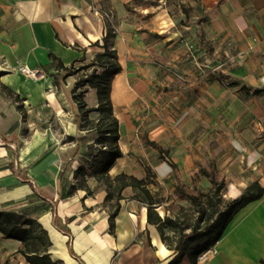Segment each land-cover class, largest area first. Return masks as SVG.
<instances>
[{"label":"crops","instance_id":"0c3cea01","mask_svg":"<svg viewBox=\"0 0 264 264\" xmlns=\"http://www.w3.org/2000/svg\"><path fill=\"white\" fill-rule=\"evenodd\" d=\"M94 8L114 16L109 47L122 68L111 89L122 157L110 176L143 179L147 165L157 186L168 181L174 191L183 180L209 183L199 171L214 164L223 199L231 201L256 181L264 188V0H0V83L27 114L24 120L0 90V210L36 218L59 264H81L71 252L84 264H170L175 253L148 222L149 200L140 191H123L113 231L107 192L91 172L94 194L70 195L76 171L99 152L96 135L76 124L72 99L79 78L94 68L69 76L60 89L52 76L59 61L79 68L104 51L112 30ZM85 101L97 108V90L89 88ZM90 118L98 120V112ZM145 138L168 153L164 159ZM13 162L56 202L71 249L51 205L12 173ZM21 248L0 233V264H29ZM212 248L215 254L197 264H264V195L234 216ZM179 264L192 263L185 257Z\"/></svg>","mask_w":264,"mask_h":264},{"label":"trees","instance_id":"16d2710c","mask_svg":"<svg viewBox=\"0 0 264 264\" xmlns=\"http://www.w3.org/2000/svg\"><path fill=\"white\" fill-rule=\"evenodd\" d=\"M139 3H141V0H134V4L137 5ZM112 36V31H108V35L104 41V51L96 55L94 64L76 68L74 65L65 67L59 61L56 69L57 73L52 76L55 87L60 89L69 76L80 72H88L90 68H94L91 72L79 78L73 90L72 99L79 110V115L75 120L76 124L80 130L93 132L96 135L95 144L98 146L99 152L94 156L88 167L82 165L76 171L75 177L77 182L72 187L70 195H73L77 189L86 190L87 195L94 194V191L89 187L87 178L89 172H91L92 176L107 192L105 203L109 204L113 209L110 215V226L113 231L115 218L120 210V201L124 199L123 191L128 187L140 191L149 200L148 222L157 227L164 244L175 253V257L170 264H179L185 257H188L192 264H197L198 257L204 251L212 248L221 239L234 216L248 204L263 197L264 188L256 181L240 197L231 201H225L222 196L225 183L216 178L215 165L211 164L209 169L200 168V174L208 178L212 185L209 193L205 195L191 194L184 189L180 182L174 190L178 198L189 201L192 204L197 214V220L192 224L189 221L182 220L180 216L174 218L166 216L162 218L158 214L155 207L156 201L148 189L151 184L154 186L158 185L151 167L144 165L146 176L143 179H138L126 173H120L115 177L110 176L109 172L111 168L122 157V151L119 146L118 120L114 116L111 100L112 81L122 71V68L118 62L116 50L109 47ZM97 68L103 69V72L99 73ZM89 88L97 90L99 103L97 108H89L85 101ZM0 90L17 103V110L22 113L23 119L26 120L27 114L23 106V100L1 83ZM93 112H98V120L90 118V114ZM67 140L73 142L77 139L69 137ZM144 140L148 146L159 151L161 159H164V155L168 154L157 143L150 141L148 138ZM78 150L79 148L76 147L75 151ZM170 166L174 172H177L178 169L175 164L172 163ZM9 168L22 183L30 186L36 196L51 205L54 226L62 233L70 236L68 244L71 249L72 236L57 223L56 202L43 194L34 180L17 167L15 162L11 163ZM182 211L185 210L182 209ZM200 222H204V225H200ZM166 229H172L178 236L172 237L167 235ZM0 233L4 239L15 240L22 244L19 252L29 264L60 263L52 261L49 254L51 241L48 232L36 218L24 213L0 210ZM71 253L81 264H84L73 252Z\"/></svg>","mask_w":264,"mask_h":264},{"label":"rangeland","instance_id":"374dc122","mask_svg":"<svg viewBox=\"0 0 264 264\" xmlns=\"http://www.w3.org/2000/svg\"><path fill=\"white\" fill-rule=\"evenodd\" d=\"M75 149L71 151L70 155H73ZM181 184L187 192L194 195H205L212 189L210 182H202L201 179H198L197 181L195 179L193 181L183 180ZM149 188L156 194L155 207L159 215V210H162L163 217L170 216L174 218L180 216L184 221H189L192 224L195 223L197 220V214L194 211L192 204L189 201L178 198L173 191V187L168 184V181L161 185L159 184V186H157V190H155V188L151 185ZM182 209L185 211H182ZM200 225H204V222H200ZM165 232L167 235L172 237L178 236V234L172 229H166Z\"/></svg>","mask_w":264,"mask_h":264},{"label":"built area","instance_id":"2783aa9c","mask_svg":"<svg viewBox=\"0 0 264 264\" xmlns=\"http://www.w3.org/2000/svg\"><path fill=\"white\" fill-rule=\"evenodd\" d=\"M95 12L101 15L104 19H106L110 25V29L112 30L113 33H116L117 27L115 24L114 16L110 11H105L100 8H94ZM22 73L26 74L28 77L31 78H37L39 75V71L36 70H31L28 68H23L21 69ZM226 85H229V83H226ZM215 254V250L213 248H210L206 251H204L199 257L197 262L198 263H204L206 262L212 255Z\"/></svg>","mask_w":264,"mask_h":264},{"label":"bare ground","instance_id":"6f19581e","mask_svg":"<svg viewBox=\"0 0 264 264\" xmlns=\"http://www.w3.org/2000/svg\"><path fill=\"white\" fill-rule=\"evenodd\" d=\"M160 212H161V214H163V211L162 210H160Z\"/></svg>","mask_w":264,"mask_h":264}]
</instances>
